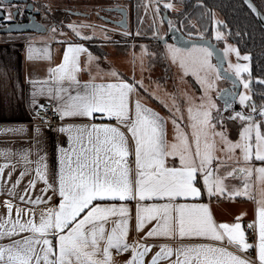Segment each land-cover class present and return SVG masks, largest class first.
I'll return each instance as SVG.
<instances>
[{
    "label": "snow or ice",
    "instance_id": "obj_1",
    "mask_svg": "<svg viewBox=\"0 0 264 264\" xmlns=\"http://www.w3.org/2000/svg\"><path fill=\"white\" fill-rule=\"evenodd\" d=\"M76 34L80 35L79 32ZM219 35L217 33L218 38ZM169 48L172 50L173 59L179 58L181 67L185 68L186 72L192 71L202 84L206 83L209 89L213 87L214 81L209 80L208 75L215 73L219 77L221 72L218 66L210 62L213 54L211 49L194 46L187 55H180V49L171 45ZM86 51L82 44L68 45L63 62L48 69L52 74L49 79L56 82V87H50L48 93L52 94L54 91L57 99H63L62 93L67 94L63 106L56 109L62 119L71 116L92 117L93 113L100 112L110 118L115 117L119 126L65 125L58 129L68 133L69 141L68 148L59 149L61 156L58 192L61 200L58 205L42 210L38 223L35 221L34 212L32 218L24 223L19 218L12 221V205L5 202L9 216L0 222V237H11L25 231L32 235L7 245H0V264H112L110 249L113 247L119 251L131 248L132 257L125 261V264H143L142 257L149 247L129 245L126 242L129 230L128 207L123 203L119 206L93 204L98 198L105 197H118L121 201L136 197L140 200L146 197H166L169 203L151 204L143 209L137 205L138 231L144 227L146 221L155 219L156 225L146 233L148 237L173 238L178 234L180 238L202 237L217 242L181 245L175 250L168 245H161V251L152 257L151 264H157V260L162 256H172L173 251L177 256L174 264H251V261L223 246L226 239L228 244L240 251L252 247L246 242L245 233L239 223L217 225L208 204H174L171 201L177 197L200 196L201 189L196 186L197 173L203 174V185L209 195H212L213 191L220 194L226 191L223 178L218 175L221 157L216 155V136L220 137L223 144L219 151L234 152L240 149L243 160L247 162L253 155L251 141L254 130L255 158L264 162V134L260 131V125L248 123L240 133L241 141L233 143L227 140L223 132L214 131L211 109L215 105L210 99L207 102L202 99L195 109L191 106L188 108L191 139L187 132L181 130L177 119L173 118L176 135L170 143L166 139L165 118L152 108L144 106L139 99L135 100L133 111L130 106V94L135 85L120 79L115 70H112L110 75L117 77L116 82L95 83L89 80L81 85L77 79V73L81 71L79 54ZM31 52L30 47L29 58ZM88 55L91 59V53ZM244 59L248 57L245 56ZM230 67L236 68L237 75L241 70H247L246 66L243 69L239 65ZM200 72H204L205 77H201ZM64 81L69 82V87H63ZM73 85L76 86L75 94L69 91ZM35 94L34 92L33 95ZM246 99L247 97L241 94V103ZM164 106L168 107L166 103ZM176 111L179 112V109ZM261 112L264 114V109H261ZM236 115L241 119L252 120L251 116L245 117L241 113ZM122 128L126 129V132L121 130ZM129 139L134 145V181L128 160L132 154ZM168 157H178L179 166H167ZM214 161L217 163L215 168H212ZM44 168H47L46 164ZM237 171L248 176L253 173L252 168L241 167L233 169L227 175L232 176ZM254 171L258 174L257 180L264 183V167H258ZM23 175L24 173H21V176ZM37 175L47 185L44 191H47L48 187L55 190L54 184H48L46 172H41L39 167ZM31 184L34 186L35 181ZM241 194L246 192L229 193L230 196ZM30 203L39 204L44 201L37 197ZM16 211L19 217L21 209L17 208ZM116 215H119L120 219L115 222L116 226L106 233L107 218ZM257 215L258 243L255 247L260 264H264V206L258 208ZM50 233H55L58 251H54L53 242L46 238ZM38 245H42L40 251H37ZM137 248L143 250L138 252Z\"/></svg>",
    "mask_w": 264,
    "mask_h": 264
},
{
    "label": "crops",
    "instance_id": "obj_2",
    "mask_svg": "<svg viewBox=\"0 0 264 264\" xmlns=\"http://www.w3.org/2000/svg\"><path fill=\"white\" fill-rule=\"evenodd\" d=\"M93 1L96 2L93 3L96 5L98 3L110 2L112 6H114L113 2H124L125 0H29V2L33 4L63 3L64 6H61L59 11H62L66 7V13H70L73 16H76V13L73 11L78 10L76 9L78 7L73 8L71 4H89ZM82 15L85 16L84 14ZM64 30L65 36L60 39L55 37L52 33L48 34L47 31L44 33L29 31L0 33V167H2V171H0V222H3V220L9 216V210L5 203L6 201L12 205V221L19 218L22 223L32 218L33 212L35 213V221L38 223L42 210L59 204L61 200L58 192L59 161L61 156L59 149L69 147L68 133L58 130L61 126H90L92 124H112L119 126L115 117L110 118L107 114L100 112L93 113L92 117L71 116L62 119L60 114L56 111L58 121L52 127L37 121L35 111L39 106L49 103L56 110L57 107H62L67 99L66 93L61 94L63 99H57L54 91L52 94L48 93L50 87L53 89L56 87V82L49 79L52 74L49 73L48 69L55 68L63 62L64 52L69 44H82L84 48L87 49L86 52H81L79 54L81 71L77 73V79L80 81L81 85L89 80H93L95 83L116 82L117 77L110 75L111 71L115 70L119 74L120 79L135 85L134 91L130 94V100L132 102L130 106L133 111L134 102L139 99L144 106L152 108L165 118L166 139L170 143L174 141L176 135V129L172 123L173 118L177 119V123L180 125L181 130L187 132L189 139H191L192 130L189 126L188 110L186 112L182 105H180L179 112H177V104L170 108L171 110L165 108L158 100L145 93L135 81V75L139 77L141 74L148 73L147 80L149 79L162 86H167L165 79L163 81L159 79L163 74H157L156 72L158 69H162L149 66L148 61L151 52L147 43L145 45L147 48L146 59L145 54H142L141 60L139 59L137 63L135 60H130L129 58H127L128 60L125 62L124 60H120L121 58H119V56L124 54L131 55L130 53L132 51L129 50L132 49V45H130L126 51L119 52L117 56L112 55L111 49L108 51L105 49L106 53L104 55H99L91 51L85 42L90 39H97L107 42V45H111L109 39H98L97 36L93 37L92 34L87 36L79 35L75 37H66L68 34H71L72 31L68 30L67 26H65ZM134 46L136 48L140 47L138 44ZM30 47L32 49L31 58H29ZM88 53H91V59H89ZM165 63L167 69L168 64L166 59ZM140 67H142V69L138 71ZM33 81H35V83H33ZM63 87H69V82L64 81ZM80 90L82 91L83 89L81 88ZM69 91L75 94L76 86L73 85ZM34 92L36 93L35 95H33ZM33 100H35V103H33ZM214 113L212 108V121ZM37 129H39L38 132ZM121 130L126 132L124 128ZM214 131H224V129L215 126ZM128 135L130 136V134ZM227 137L229 138V136ZM218 138L219 136H216L215 139L217 151L222 146V144L218 142ZM194 147L193 145V149ZM129 148L132 153L128 158L129 167L132 169L131 178L134 181L136 170L134 145L131 139H129ZM217 153L218 152H216V155ZM253 162L257 165L256 168L264 167L262 162L256 160V158L253 159ZM216 163L217 161L213 162L212 168H215ZM45 164L47 165L46 169L44 168ZM166 164L169 167H178L179 158L168 157ZM38 167L41 172H46L48 184H54L55 190L52 187H48V190L44 191L47 185L43 180L39 179L37 175ZM223 167H225V165H222L218 172V175L223 178V186L226 188L223 194L213 191V194L209 195L207 189L203 185V174L197 173L196 186L201 189L200 196L177 197L171 202L174 204H208L217 225L221 223H239L245 235L248 229H254L256 233L254 249L258 260V253L255 247L258 243L257 210L264 206V183L257 180L258 174L253 171L250 176L249 184L245 189L238 181L234 182L235 173L232 176H228V172H224L225 170H223ZM21 173H24V175L21 176ZM17 181H19V183H17ZM32 181H35L34 186L31 184ZM237 191L240 193L246 192V194L229 195V193H235ZM21 197H23V199H21ZM37 197L41 198L44 203H30V201H35ZM49 197H51L50 200ZM169 202L170 201L166 197H146L144 200H140L139 197H136L126 198L124 201H121L118 197H105L103 199L98 198L93 204H115L119 206L123 203L128 207L129 230L126 242L129 245L138 244L149 247V250L145 252L142 257L143 264H151L152 257L157 252L161 251V245H168L175 250L181 245L217 243L202 237L180 238L178 234L173 238L165 236L148 237L146 233L156 225L155 219L146 221L144 227L139 231L137 230V205H140L141 209H143L151 204H164ZM17 208L21 209L19 217H17ZM118 219H120L119 215L109 216L107 218L105 222L106 233L110 232L111 229L116 226L115 222ZM30 235L32 234L25 231L11 237L3 236L0 237V245H7L14 240ZM46 238L53 242L54 251H58L55 233H50ZM103 245L104 242L102 241L101 248H103ZM223 246L228 247L230 251L247 259L243 254L244 251H240L237 247L228 244L226 239ZM41 247L42 245H38L37 251H40ZM142 250V248H137L138 252ZM110 252L112 264H125V261L132 257L131 248L127 251H119L113 247L110 249ZM176 259L177 256L175 251H173L172 256H162L159 258L157 264H174ZM258 264H260L259 260Z\"/></svg>",
    "mask_w": 264,
    "mask_h": 264
},
{
    "label": "rangeland",
    "instance_id": "obj_3",
    "mask_svg": "<svg viewBox=\"0 0 264 264\" xmlns=\"http://www.w3.org/2000/svg\"><path fill=\"white\" fill-rule=\"evenodd\" d=\"M93 3L96 2L93 1L89 4H71L73 8L78 7L76 8L78 10L73 11L76 13V16L66 13V7L62 11H59L60 7L64 6L63 3H39L35 4V6L45 11L44 14H40L39 19L47 26V33L54 34L58 39L65 36L64 28L67 26L68 30L72 31L71 34L75 35L67 33L68 35L66 37L79 36L76 34L79 32L82 36L92 34L93 37L97 36L98 39H109L111 45L106 44L102 48H105L107 51L111 49V53L114 56L119 55L117 50H123L122 47H117V45H115L116 40H128L127 44H132V49L129 50L132 51L130 53L131 55L124 54L126 56H119V58H121L120 60H124L125 62L128 60L127 58H129L130 60H135L137 63L139 59L141 60L142 54H145L146 59L147 48L145 46L146 41L144 36L156 39L162 45L165 59L168 64L166 70L158 69L156 72L157 74H163L165 76V83L167 86H162L149 79L147 80L148 73L141 74L139 77L135 75L137 85L145 93L158 100L163 106L166 103L168 107H164L169 109L174 107L173 100H175V104H177L176 109H179L180 105H182L186 112L190 106L194 109L198 107L202 99L205 102L210 99L211 103L215 105V107H213L215 113L213 114L214 117L212 122L215 126L224 129V131L216 132H223L227 140L233 143L241 141L240 133L248 123L259 124L260 131L264 134V114L261 112V109H264V97H259L258 100L253 99L251 90L252 75L250 54L241 52L237 45L228 39V34L221 28L222 20L218 12H212L210 37L206 38V34H203L202 31L199 32L200 30L197 31V22L195 20L188 23V25L192 26L195 30L189 29L188 31H183L185 39L190 41V44L184 47L175 44L172 39H168L169 31H172V28H177L171 15H169L181 11V7L177 4L168 1L145 0L144 17L141 21L142 24L136 25L137 27H134V30L131 31L130 21L126 13V10H128L126 3L115 1L113 4L114 6H112L110 2V4L98 3L97 5ZM15 4L16 3L2 6L6 9V17H8L9 12ZM17 5L18 4H16V6ZM168 5H172V7H168ZM161 7H167L168 10H161ZM217 33L220 34L219 38L217 37ZM200 39L212 40L215 45L218 46L222 57V71H220V76L217 77L215 73L208 75V79L214 81L213 87L210 89L207 87L206 83L202 84L192 71L186 72L185 68L181 67L180 59H173L172 50L169 48V45H171L173 48L180 49V55H187L194 46L209 48L199 42H192ZM136 44L140 47L136 48L134 46ZM245 56H247L248 59H244ZM210 62L212 65L217 66V61L213 54L210 57ZM230 65H239L241 69L246 66L247 70H241L240 74L237 75L236 68L230 67ZM141 69L142 67L138 68V71H141ZM199 75L205 77L206 74L200 72ZM245 82L247 83V87H245ZM241 94L247 97L244 103H241ZM237 113H241L245 117L251 116L252 120L248 121L241 119L236 115ZM227 136H229L231 140ZM217 140L222 144L220 137ZM251 142L253 144V155L247 162L243 160L240 149H236L234 152L217 151V155L221 157V161H225L221 162V166L225 165V167H223V170H225L224 172L227 173L241 167L252 168L253 171L255 170L257 165L253 162L255 158L254 130L252 132ZM229 157L231 158L229 159ZM262 164L264 165V162H262ZM234 178V182L238 181V183L244 187L245 184L248 186L250 181V176L238 171L235 172Z\"/></svg>",
    "mask_w": 264,
    "mask_h": 264
},
{
    "label": "trees",
    "instance_id": "obj_4",
    "mask_svg": "<svg viewBox=\"0 0 264 264\" xmlns=\"http://www.w3.org/2000/svg\"><path fill=\"white\" fill-rule=\"evenodd\" d=\"M169 1L181 7V11L176 14H169L177 26L179 32L193 29L189 26L190 21L195 20L199 32L206 34V38L211 33L212 12L216 11L221 17V28L228 34V39L234 42L241 52L250 54L252 83L251 90L253 99L264 97V30L258 20L244 5L242 0H157ZM264 19V0H252ZM115 2H113L114 4ZM126 13L130 21L131 31L140 24L144 17L145 0H125ZM41 6V4H40ZM167 9V7H161ZM168 14V13H167ZM142 24V23H141ZM174 24V25H175ZM184 27V28H182ZM167 29V27H166ZM136 37V36H135ZM128 39V38H126ZM150 49L149 66L166 70L165 55L161 44L156 39L144 36ZM168 39H172L168 36ZM110 41V40H109ZM130 42V41H129ZM87 47L96 54L104 55L107 42L97 39H90L86 42ZM128 40H116L115 45L122 47L123 52L132 44H127ZM165 76L159 77L163 81Z\"/></svg>",
    "mask_w": 264,
    "mask_h": 264
},
{
    "label": "water",
    "instance_id": "obj_5",
    "mask_svg": "<svg viewBox=\"0 0 264 264\" xmlns=\"http://www.w3.org/2000/svg\"><path fill=\"white\" fill-rule=\"evenodd\" d=\"M244 5L248 8V10L253 14V16L258 20L259 24L261 25L262 29L264 30V19L261 14V12L258 10L256 5L252 2V0H242ZM26 0H0V21L3 20V18L6 16V9L3 8L2 6L13 4V3H25ZM33 8V3L32 2H27L25 9L32 10ZM38 13V11H32L29 13V20L25 22H14L12 20L10 21H4L6 24H1L0 25V33H10V32H35V33H44L48 30L47 26H45L43 23L35 19V14ZM9 15L14 16L15 11L11 10L9 12ZM172 41L179 45V46H187L190 44V41L186 40L184 35L179 32L177 29H173L172 31H169L168 33ZM192 42H199L201 44H204L208 46L216 58L217 61V66L222 71L221 64H222V57L220 55L218 46L215 45V43L211 40L207 39H200V40H195Z\"/></svg>",
    "mask_w": 264,
    "mask_h": 264
},
{
    "label": "built area",
    "instance_id": "obj_6",
    "mask_svg": "<svg viewBox=\"0 0 264 264\" xmlns=\"http://www.w3.org/2000/svg\"><path fill=\"white\" fill-rule=\"evenodd\" d=\"M43 106V107H41ZM39 106L35 111V116L38 122L43 123L49 127L54 126V124L58 121V115L54 107L49 104L45 103ZM256 233L254 229H248L246 232V242L252 247L244 251V256L251 261L252 264H258V260L256 258V253L254 249V239H255Z\"/></svg>",
    "mask_w": 264,
    "mask_h": 264
},
{
    "label": "flooded vegetation",
    "instance_id": "obj_7",
    "mask_svg": "<svg viewBox=\"0 0 264 264\" xmlns=\"http://www.w3.org/2000/svg\"><path fill=\"white\" fill-rule=\"evenodd\" d=\"M27 2H29V0H26L25 3H16L18 4L12 8V11H15V15H8V17H4L3 20L0 21V25L1 24H6L4 23V21H14V22H25L27 20H29V13L32 11H38V13L35 14V19L40 21L41 23H43L40 19L39 16L40 14H44V11L40 8V7H36L35 4H33V8L32 10L29 9H25V6L27 4ZM44 24V23H43Z\"/></svg>",
    "mask_w": 264,
    "mask_h": 264
}]
</instances>
